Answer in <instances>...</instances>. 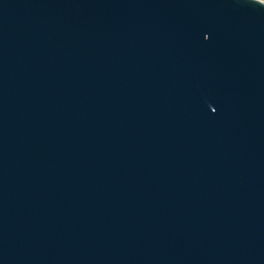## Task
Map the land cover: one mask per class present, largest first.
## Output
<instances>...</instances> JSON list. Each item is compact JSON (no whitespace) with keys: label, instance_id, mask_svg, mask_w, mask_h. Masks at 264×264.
Masks as SVG:
<instances>
[{"label":"water","instance_id":"1","mask_svg":"<svg viewBox=\"0 0 264 264\" xmlns=\"http://www.w3.org/2000/svg\"><path fill=\"white\" fill-rule=\"evenodd\" d=\"M0 264H264V2L0 0Z\"/></svg>","mask_w":264,"mask_h":264},{"label":"snow or ice","instance_id":"2","mask_svg":"<svg viewBox=\"0 0 264 264\" xmlns=\"http://www.w3.org/2000/svg\"><path fill=\"white\" fill-rule=\"evenodd\" d=\"M262 2H264V0H262Z\"/></svg>","mask_w":264,"mask_h":264},{"label":"bare ground","instance_id":"3","mask_svg":"<svg viewBox=\"0 0 264 264\" xmlns=\"http://www.w3.org/2000/svg\"><path fill=\"white\" fill-rule=\"evenodd\" d=\"M262 1V0H261Z\"/></svg>","mask_w":264,"mask_h":264}]
</instances>
